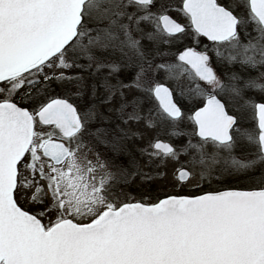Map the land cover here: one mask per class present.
<instances>
[{"label": "snow or ice", "instance_id": "6c2138e0", "mask_svg": "<svg viewBox=\"0 0 264 264\" xmlns=\"http://www.w3.org/2000/svg\"><path fill=\"white\" fill-rule=\"evenodd\" d=\"M0 264H264V0H0Z\"/></svg>", "mask_w": 264, "mask_h": 264}, {"label": "rangeland", "instance_id": "374dc122", "mask_svg": "<svg viewBox=\"0 0 264 264\" xmlns=\"http://www.w3.org/2000/svg\"><path fill=\"white\" fill-rule=\"evenodd\" d=\"M102 111H104L102 109ZM105 115H110V113L106 112L105 111ZM98 150L101 151V152H104L105 151V148L103 145H100L98 146ZM137 159L140 161V165H141V168L145 171H147L146 168H144V160L141 159L139 156H137ZM163 182L162 181H159V180H156V181H152V182H147V181H142L139 177L136 178V182L131 185V191L133 192V194H135L136 192L138 191H152V192H156L160 189L161 187V184ZM244 183L246 182H242L240 186H244ZM169 191H171V189H168Z\"/></svg>", "mask_w": 264, "mask_h": 264}]
</instances>
